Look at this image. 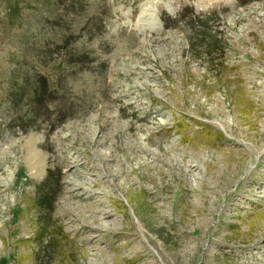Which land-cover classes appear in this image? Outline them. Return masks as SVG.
Returning a JSON list of instances; mask_svg holds the SVG:
<instances>
[{
	"label": "rangeland",
	"instance_id": "1",
	"mask_svg": "<svg viewBox=\"0 0 264 264\" xmlns=\"http://www.w3.org/2000/svg\"><path fill=\"white\" fill-rule=\"evenodd\" d=\"M0 264H264V0H0Z\"/></svg>",
	"mask_w": 264,
	"mask_h": 264
},
{
	"label": "trees",
	"instance_id": "2",
	"mask_svg": "<svg viewBox=\"0 0 264 264\" xmlns=\"http://www.w3.org/2000/svg\"><path fill=\"white\" fill-rule=\"evenodd\" d=\"M194 17V18H193ZM190 28L189 50L194 57L203 59L206 68L211 71L218 70L223 64L224 41L221 32L218 30L216 19L213 17H199L190 15L188 19ZM38 79L41 81V87L48 89L45 75L38 73ZM49 90V89H48ZM21 94L9 93V101L12 104H18L22 98ZM26 104L37 106L41 104L42 95L36 89L31 92ZM59 183L54 176L53 170H48L46 177L36 186L34 205L40 210L52 212L58 196Z\"/></svg>",
	"mask_w": 264,
	"mask_h": 264
}]
</instances>
